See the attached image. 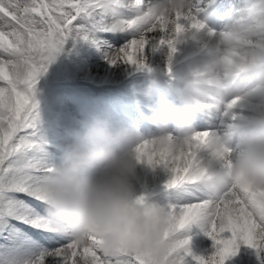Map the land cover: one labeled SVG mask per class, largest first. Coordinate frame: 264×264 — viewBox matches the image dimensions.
<instances>
[{
  "label": "snow or ice",
  "instance_id": "snow-or-ice-1",
  "mask_svg": "<svg viewBox=\"0 0 264 264\" xmlns=\"http://www.w3.org/2000/svg\"><path fill=\"white\" fill-rule=\"evenodd\" d=\"M154 3L132 0L133 7L125 11L120 26L112 27L103 0H22V7L19 0H0V264H186L185 257L192 255L190 237H174L193 224L206 228L205 234L218 246L206 259L193 256L196 264H225L237 254L241 243L264 252V211L253 207L256 193L231 182L217 198L194 188L192 196L170 206L163 237L167 252L158 259L125 249L107 255L97 236L89 235L82 244L55 227L47 215L45 184L54 166L48 163L38 135L35 93L39 78L69 37L93 44H98L94 39L98 33L130 37L106 53V59L112 65L124 63L143 69L149 47L156 51L167 46L174 53L179 37L205 28L196 5L187 13L176 12L170 24L163 15L153 13ZM209 35L214 33L209 31ZM222 59V79L245 70L234 54L225 52ZM239 100L233 98L228 110ZM214 106L206 104L204 109ZM213 135L193 132L180 149L171 134L159 144L155 139L142 140L135 147L136 159L168 170V188L199 185L200 177L209 173L198 153L209 149ZM222 167L229 169L230 162ZM259 191L264 193V188ZM136 203L144 205V197L136 198ZM225 232L231 233L230 238L222 235Z\"/></svg>",
  "mask_w": 264,
  "mask_h": 264
},
{
  "label": "clouds",
  "instance_id": "clouds-1",
  "mask_svg": "<svg viewBox=\"0 0 264 264\" xmlns=\"http://www.w3.org/2000/svg\"><path fill=\"white\" fill-rule=\"evenodd\" d=\"M19 3L22 7V0ZM194 6V0H155L152 11L171 24L176 12L187 13ZM132 7V0H103L112 27H119L125 11ZM214 35L221 54H213L176 85L181 93L175 114L177 149L192 136L193 118L206 104H221L229 91L230 82L222 79L223 53L234 54L236 62L243 65L245 70L235 77L252 85V92L264 90V71L257 64L264 58V0H244L226 30ZM158 87V79L153 76L144 91L145 99L151 100ZM167 117V110L156 107L149 116L158 129L154 138L158 144L169 137ZM139 142L131 127L114 126L100 117L82 122L45 184L47 215L52 224L82 244L89 235L97 236L107 255L125 249L157 259L164 256L168 212L158 205H138L133 196L130 177L137 167L135 147ZM209 154L204 164L209 174L200 177L209 196L219 197L231 182L255 192L253 207L264 211V193L259 191L264 188V100L242 126L214 134ZM228 162L230 168L225 170L222 165Z\"/></svg>",
  "mask_w": 264,
  "mask_h": 264
},
{
  "label": "bare ground",
  "instance_id": "bare-ground-1",
  "mask_svg": "<svg viewBox=\"0 0 264 264\" xmlns=\"http://www.w3.org/2000/svg\"><path fill=\"white\" fill-rule=\"evenodd\" d=\"M107 37V41L102 44V48L94 49L93 43L86 42L83 40H74L71 37L67 40L66 49L64 52V57L59 64L52 66L51 69L45 74L43 78L47 80L45 84L42 85L40 94L36 98L38 102V111L40 122L38 125L39 132L38 135L41 137L43 135V129L47 125L58 126L64 129L62 122L58 119L53 121V116L51 115V110L60 109L62 106L66 105H79L83 102L84 97L89 96L91 93L96 94V96L101 99L107 96H113L112 92L119 93L117 81L126 84L127 86H133L134 84L141 87H147L155 76L157 79L159 76L152 72L151 70L158 69L165 71L168 66L167 61L169 60V55L171 59L176 58V53L180 50L179 48L185 44L187 38V32L179 37L176 43V51L170 53L167 46L159 48L156 53H151L149 49L146 51V65L147 67L143 69H138L133 65H128L123 63V67L120 71H111L109 73H104L107 80L114 82L111 86H99L96 87L91 83L86 82V80L79 79L77 73L83 68L85 69L93 60L100 59L106 56V53H110L113 50L112 44H117L118 41H122L127 36H111L102 33L96 34L94 39L101 42L102 36ZM187 35V36H186ZM105 39V38H104ZM193 36L188 40L185 45L186 53L191 47ZM98 44H96L97 46ZM151 69V70H149ZM99 77L102 74L101 68H99ZM56 74V76H53ZM129 74V75H128ZM77 75V79L71 82H67L66 78H71ZM53 76V77H52ZM54 79H63V81L49 82ZM134 83V84H133ZM49 87V89H48ZM48 92V93H47ZM45 99L40 101L42 98ZM60 120L66 121L63 118ZM73 139V137H72ZM200 156L198 155V158ZM63 158V155H62ZM203 164L206 161H202ZM171 173L166 170L163 166H157L155 168L145 164L137 162V167L133 176L130 177L132 184V191L134 198L143 196L145 204L158 205L162 207L166 212L170 210L171 205H175L178 201L186 199L187 196L191 195V191L194 188H198L201 193H206L202 184L195 186H187L185 188L175 189V188H164L163 190H158L157 188L167 185V181L170 179ZM193 228L191 225L188 229L182 230L174 238H185L184 235ZM225 238H230L231 233L225 232L222 234ZM256 261V250L243 243L239 245L237 254L230 257L225 261V264H255Z\"/></svg>",
  "mask_w": 264,
  "mask_h": 264
},
{
  "label": "rangeland",
  "instance_id": "rangeland-1",
  "mask_svg": "<svg viewBox=\"0 0 264 264\" xmlns=\"http://www.w3.org/2000/svg\"><path fill=\"white\" fill-rule=\"evenodd\" d=\"M149 48L151 49V47H149ZM63 52H65V49L64 50L62 49V51L57 55L56 59L48 66L47 71L50 69L52 64L60 62V59L62 58ZM101 62H105V63L107 62L106 63L107 66H105L104 70H103L106 73H109L111 70L120 71L123 67V63L112 65L108 62V60L106 58H104V60ZM99 65H100V63H99ZM97 67H98V63H96V60H94L90 63V65L87 66L86 69L83 70V72H87L88 74H90V72H92V71H95V72L98 71L99 72V70H97ZM47 71L44 73V75L47 73ZM80 75H82V74H80ZM53 76H56V74H54ZM69 80H70V78L68 79V81ZM42 83H44L43 76H41L39 78V81L36 85L35 98H37V96L41 90ZM48 89H49V87H48ZM40 101H42V100H40ZM95 104L96 103H94V102L88 103V105L84 107L85 113L90 114V111L93 112L91 109L95 106ZM87 116L90 117L89 115H87ZM87 116H82V118H87ZM44 130H46V129H44ZM192 235H193V233H191L188 237H191ZM194 237H195V235H194ZM196 240H197V238H193L191 240V243L194 244V245L192 244L191 247H189L192 255L185 257L186 264H196L195 260H193V256H201V257H204L206 259L209 256H211V254H210L211 252L215 254L217 251L218 246H214V241L212 239L207 240V242L205 243V246L207 247L208 251H205L204 249L199 248V245L196 246ZM258 253H259V260L260 261L257 260L258 261L257 264H264V258H263L262 252H258Z\"/></svg>",
  "mask_w": 264,
  "mask_h": 264
}]
</instances>
